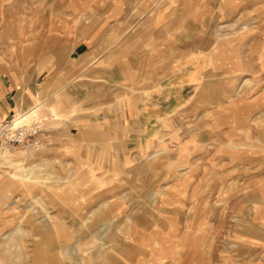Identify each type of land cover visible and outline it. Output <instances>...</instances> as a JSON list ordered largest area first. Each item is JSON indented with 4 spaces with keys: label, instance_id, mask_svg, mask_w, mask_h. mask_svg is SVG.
<instances>
[{
    "label": "rangeland",
    "instance_id": "374dc122",
    "mask_svg": "<svg viewBox=\"0 0 264 264\" xmlns=\"http://www.w3.org/2000/svg\"><path fill=\"white\" fill-rule=\"evenodd\" d=\"M126 2L123 19L111 23L100 15L99 0H0V92L10 75L24 88L36 68L62 58L68 74L58 85L68 90L71 114L57 118L63 124L92 114L93 91L97 100L101 88L108 92L110 69L123 76L109 56L98 61L93 44L105 43L104 52L117 43L123 56L130 43L134 60H161L168 47L154 41L176 34L182 50L196 26L203 75L164 122L142 162L145 174L115 173L117 159L101 157L92 143L77 140L80 133L54 140L44 118H33L44 130L41 146L11 147L10 160L0 155V264H125L130 257L131 264H172L176 256L167 246L137 243L133 255L127 252L123 213L148 215L142 233L163 229L162 217L174 209L167 199L193 196L208 200L196 207L202 237L196 254L176 261L264 264V0ZM81 43L89 52H72ZM187 153L197 155L190 161Z\"/></svg>",
    "mask_w": 264,
    "mask_h": 264
},
{
    "label": "crops",
    "instance_id": "0c3cea01",
    "mask_svg": "<svg viewBox=\"0 0 264 264\" xmlns=\"http://www.w3.org/2000/svg\"><path fill=\"white\" fill-rule=\"evenodd\" d=\"M121 2V0H99L100 15H108L111 23L122 20L123 13L128 6L126 0ZM145 8L149 12L159 9L149 5H146ZM189 30V41L182 50L179 42L177 43L179 37L176 34L153 42L154 47L160 45L168 47L166 57L164 56L161 60L153 58L151 55H147V62L134 60L133 51L127 48L130 43H124L126 48L123 56L122 50L118 51L117 43L110 50L104 52L101 47L106 46L105 43H101L99 47L93 44L92 51L98 55V61L102 62L105 60V56H109L112 67L115 66L119 72L122 70L123 76L118 78L117 73L110 69L109 78L111 81L108 92L107 88L105 90L101 88L99 92L104 96L99 95L97 100V91L94 90L93 104L95 106L92 114L87 115L88 117H85L84 114L78 115V120L73 123L65 122L63 124L61 120L57 119L71 115L67 111L69 100L65 97L68 90L65 86L58 85V81L65 79L68 74L66 68L69 66L64 64L62 58H57L54 64L45 65L43 70L36 68L30 75L28 86L24 88L15 80V76L10 75L8 84L4 83L6 89L0 92V120L22 105L29 106L26 113L32 118H44V124L47 128L49 126L52 129L54 140H61L63 138L61 136L71 137L78 132L80 136L77 137V140L85 141L86 144L92 143L96 147L93 149H96L101 157L117 159L114 166L115 173L140 172L145 174L142 162L150 156L149 148L158 143L157 134L162 129L164 122L186 103L189 90L203 77L200 65L197 63L196 26L190 27ZM86 44L77 45L72 52L84 48L82 54H86L89 52V49H86L88 44ZM96 69L94 63V76L97 75ZM169 70L171 72L165 74ZM101 73L103 72L100 71L99 74ZM43 78L44 80H41ZM118 80L120 81L119 87L118 85L114 86L113 84L116 85ZM97 102L99 106H96ZM35 108L38 113L31 115L29 111ZM179 154L184 157L186 153ZM187 154L190 161L197 155V153ZM192 162L194 164V161ZM105 165L107 168L109 164ZM191 182H189L190 185L188 184V189L193 195L196 183ZM202 200L206 201L207 198H201L199 201L194 196L187 199L183 197L167 199L169 203L172 202L170 205H173L174 209L172 214L168 213L169 216L162 217L161 221L163 224L167 223L168 227L161 229L162 226L156 225L160 226L158 230L150 232L148 230L142 233L143 229H147V223L151 222L148 215L134 213L138 209L135 211L130 209L125 214L123 213L124 218L132 222L126 221L125 225L126 229L130 228L126 238L129 240L128 247L132 248L127 252L131 254L136 252L137 243L142 245L141 248H148L150 243L153 245L155 243L158 248H165V246L171 248L169 253L176 256L175 262L172 264H191L185 260L184 263H180L176 259L181 254L197 253L198 238H201L202 235L197 231L200 229L196 228L194 223L197 221L196 207L198 204L202 205ZM206 213L207 210L205 216ZM140 222L142 224H139ZM134 229L141 231L139 235H133L132 230ZM155 232L161 234L160 238L156 237ZM147 239H151V241ZM126 259L128 261L125 264L133 263L132 257Z\"/></svg>",
    "mask_w": 264,
    "mask_h": 264
},
{
    "label": "built area",
    "instance_id": "2783aa9c",
    "mask_svg": "<svg viewBox=\"0 0 264 264\" xmlns=\"http://www.w3.org/2000/svg\"><path fill=\"white\" fill-rule=\"evenodd\" d=\"M43 127L29 114L13 115L0 120V151L5 147L24 146L39 148L42 144Z\"/></svg>",
    "mask_w": 264,
    "mask_h": 264
},
{
    "label": "bare ground",
    "instance_id": "6f19581e",
    "mask_svg": "<svg viewBox=\"0 0 264 264\" xmlns=\"http://www.w3.org/2000/svg\"><path fill=\"white\" fill-rule=\"evenodd\" d=\"M248 27V26H247ZM36 109L37 108H35L34 110L36 111ZM33 111H30V113H31V115L33 114L32 113ZM34 115V114H33ZM181 149V148H180ZM0 155H1V159H3L4 161L5 160H10L11 158V156H12V152H11V150H10V147H5V148H3L1 151H0ZM13 177V176H12ZM8 179H10V178H8ZM20 182V181H19ZM13 201V200H12ZM12 201H10V203L12 202ZM9 203V202H8ZM135 224V223H134Z\"/></svg>",
    "mask_w": 264,
    "mask_h": 264
}]
</instances>
